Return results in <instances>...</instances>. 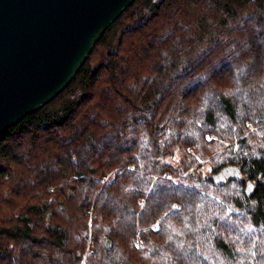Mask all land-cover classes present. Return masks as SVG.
<instances>
[{
  "label": "trees",
  "instance_id": "16d2710c",
  "mask_svg": "<svg viewBox=\"0 0 264 264\" xmlns=\"http://www.w3.org/2000/svg\"><path fill=\"white\" fill-rule=\"evenodd\" d=\"M0 264H264V0H133L0 135Z\"/></svg>",
  "mask_w": 264,
  "mask_h": 264
},
{
  "label": "water",
  "instance_id": "95a60500",
  "mask_svg": "<svg viewBox=\"0 0 264 264\" xmlns=\"http://www.w3.org/2000/svg\"><path fill=\"white\" fill-rule=\"evenodd\" d=\"M133 0H0V135L56 96ZM228 164L210 175L238 178ZM253 182L246 180L250 194Z\"/></svg>",
  "mask_w": 264,
  "mask_h": 264
},
{
  "label": "rangeland",
  "instance_id": "374dc122",
  "mask_svg": "<svg viewBox=\"0 0 264 264\" xmlns=\"http://www.w3.org/2000/svg\"><path fill=\"white\" fill-rule=\"evenodd\" d=\"M176 150H174L171 154L167 155L166 156V160H169V161H175L177 160V157H178V153L175 152Z\"/></svg>",
  "mask_w": 264,
  "mask_h": 264
}]
</instances>
